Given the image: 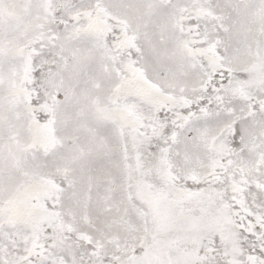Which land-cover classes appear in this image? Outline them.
Wrapping results in <instances>:
<instances>
[{
  "label": "snow or ice",
  "instance_id": "6c2138e0",
  "mask_svg": "<svg viewBox=\"0 0 264 264\" xmlns=\"http://www.w3.org/2000/svg\"><path fill=\"white\" fill-rule=\"evenodd\" d=\"M0 264H264V0H0Z\"/></svg>",
  "mask_w": 264,
  "mask_h": 264
}]
</instances>
